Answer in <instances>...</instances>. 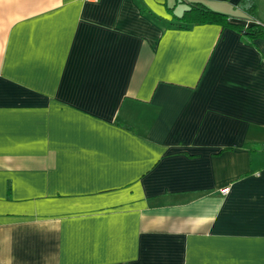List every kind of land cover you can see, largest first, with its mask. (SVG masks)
<instances>
[{"label": "crops", "instance_id": "0c3cea01", "mask_svg": "<svg viewBox=\"0 0 264 264\" xmlns=\"http://www.w3.org/2000/svg\"><path fill=\"white\" fill-rule=\"evenodd\" d=\"M251 24L264 0H0V264H264Z\"/></svg>", "mask_w": 264, "mask_h": 264}, {"label": "trees", "instance_id": "16d2710c", "mask_svg": "<svg viewBox=\"0 0 264 264\" xmlns=\"http://www.w3.org/2000/svg\"><path fill=\"white\" fill-rule=\"evenodd\" d=\"M179 21L186 25H196L207 22H217L221 24L226 23V17L210 11L208 8L201 4H193L188 10H186ZM239 30L245 35L248 41H253L258 37H264V28L257 24H251L249 26L239 25Z\"/></svg>", "mask_w": 264, "mask_h": 264}, {"label": "built area", "instance_id": "2783aa9c", "mask_svg": "<svg viewBox=\"0 0 264 264\" xmlns=\"http://www.w3.org/2000/svg\"><path fill=\"white\" fill-rule=\"evenodd\" d=\"M227 190H223L224 193H226Z\"/></svg>", "mask_w": 264, "mask_h": 264}]
</instances>
